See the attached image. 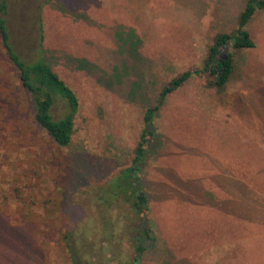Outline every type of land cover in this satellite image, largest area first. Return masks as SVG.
<instances>
[{
  "label": "rangeland",
  "instance_id": "374dc122",
  "mask_svg": "<svg viewBox=\"0 0 264 264\" xmlns=\"http://www.w3.org/2000/svg\"><path fill=\"white\" fill-rule=\"evenodd\" d=\"M7 2L12 45L31 60L41 34L78 109L69 145H57L34 123L0 46V264H71L65 234L76 240L87 198L131 168L144 130L152 136L135 181L147 212L134 222L146 219L154 243L138 254L123 237L124 261L106 263L264 264V10L245 27L253 48H221L234 68L219 90L209 85V47L235 33L246 0ZM186 71L185 84L161 98ZM65 108L55 103L53 117Z\"/></svg>",
  "mask_w": 264,
  "mask_h": 264
},
{
  "label": "trees",
  "instance_id": "16d2710c",
  "mask_svg": "<svg viewBox=\"0 0 264 264\" xmlns=\"http://www.w3.org/2000/svg\"><path fill=\"white\" fill-rule=\"evenodd\" d=\"M260 10H264V0H246L244 8L238 17L237 29L233 35L218 34L209 47L207 63H216L212 67L209 81L211 87L223 89L234 68L233 55L221 53V48L233 45L235 49H250L254 43L245 27ZM7 0H0V46L7 61L18 73L20 88L27 93L34 105L32 119L51 140L61 147L69 145L73 133V120L78 109V100L72 89L48 65L42 49V35L36 55L31 60H24L12 45L11 35L7 25ZM192 72L186 71L170 80L160 93L161 98L173 93L185 84ZM57 102H63L66 112L59 119L52 115V107ZM158 110L149 108L145 114L147 122ZM152 132L144 130L134 150L131 168L122 170L106 181L100 190L94 191L87 202H84L85 217L78 227L77 239L71 238L73 232L65 234V248L71 264H107L125 258L121 247V239L126 237L131 241L134 250L139 254L144 249L141 246L139 232H144L142 226L136 224V217L146 215V197L135 180H138L145 162V148L150 143ZM18 193H20L18 191ZM17 198H14L16 200ZM114 206H116L114 208ZM119 209V211L113 209ZM116 211L114 214L113 212ZM80 229V230H79ZM74 234V235H75ZM82 243V244H81ZM80 246V249L78 250ZM83 251V252H82ZM136 262V260L134 261Z\"/></svg>",
  "mask_w": 264,
  "mask_h": 264
},
{
  "label": "crops",
  "instance_id": "0c3cea01",
  "mask_svg": "<svg viewBox=\"0 0 264 264\" xmlns=\"http://www.w3.org/2000/svg\"><path fill=\"white\" fill-rule=\"evenodd\" d=\"M224 167L221 165H219V168L218 167H214V170H213V173L211 174V180L213 182L214 180V183L216 182V178L219 176V175H222V169ZM215 171V172H214ZM215 173V174H214ZM242 186H244V184L242 183ZM242 190V189H241ZM223 195V194H222ZM240 196H242V198L244 197V193H242ZM244 199V198H243ZM224 200H221V203L223 202ZM227 201V200H226ZM240 203V204H239ZM224 212L228 213L227 209L225 210L224 209ZM245 206H244V201L243 200H240V202H237V217H239L240 219V222L242 226H245ZM255 225V224H254Z\"/></svg>",
  "mask_w": 264,
  "mask_h": 264
},
{
  "label": "water",
  "instance_id": "95a60500",
  "mask_svg": "<svg viewBox=\"0 0 264 264\" xmlns=\"http://www.w3.org/2000/svg\"><path fill=\"white\" fill-rule=\"evenodd\" d=\"M141 195H143V194H141ZM142 223H143V227L145 229H148V225H147L145 218L142 220ZM148 235H149V237L147 239L143 240L141 243V246L143 249H148L154 243V239H150V236H151L150 232L148 233Z\"/></svg>",
  "mask_w": 264,
  "mask_h": 264
},
{
  "label": "flooded vegetation",
  "instance_id": "af4514ba",
  "mask_svg": "<svg viewBox=\"0 0 264 264\" xmlns=\"http://www.w3.org/2000/svg\"><path fill=\"white\" fill-rule=\"evenodd\" d=\"M144 219V218H143ZM142 219V220H143ZM142 225V229L144 230V232H145V235H146V238L145 239H147L148 237H149V235H148V233L150 232L149 231V229H145L144 227H143V224H141ZM151 233V232H150ZM150 239H153V235L151 234V236H150ZM142 243V242H141Z\"/></svg>",
  "mask_w": 264,
  "mask_h": 264
}]
</instances>
